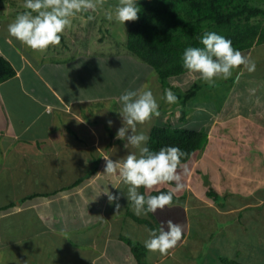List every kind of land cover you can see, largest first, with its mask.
I'll return each instance as SVG.
<instances>
[{"label":"crops","instance_id":"1","mask_svg":"<svg viewBox=\"0 0 264 264\" xmlns=\"http://www.w3.org/2000/svg\"><path fill=\"white\" fill-rule=\"evenodd\" d=\"M11 39L5 36L4 42L12 46L19 61L13 62L14 57L0 46V55L15 71L0 83V264H196L198 255L187 256L180 250L187 244L185 234L167 254L150 252L144 241L152 229L127 215V205L126 210L125 206L117 210L115 204H110L107 190L120 197L127 192L118 176H103L102 157H122L113 154L119 148L114 115L120 117V110L109 111L101 105L87 107L90 99L77 96L75 82L71 81L86 78L82 63L89 60L90 54L76 42L65 51L70 55L42 57L48 65L45 68L23 52L22 43L16 46ZM241 52L248 55L250 50ZM67 66H71L70 71ZM26 69L29 72L25 73ZM47 80L54 81L55 86ZM222 83L227 96L219 95L215 108L204 100L195 104L192 112L196 127L190 128L203 129L210 141L191 156L195 162L191 157L185 162L191 166L183 179L185 189L174 198L172 206L162 210L178 209L183 214L177 219L187 223L191 211H207V218L214 213L222 215L219 221L223 224L215 238L207 235L208 228L198 219L200 216L194 222H202L203 229L194 232L195 238L192 236L188 246L201 248L202 252L205 248L212 250L201 264L215 261V253L220 251L241 262L243 259L238 257L244 248L246 254L254 243L264 245V195H246L258 188L254 185L246 191L258 176V169L251 164L261 163L253 140L264 134V74L237 68ZM175 84L184 87L180 80ZM253 89L255 94L250 95ZM209 115L214 119L207 125ZM108 120L113 121L111 127ZM30 148L35 154L28 157ZM251 149L256 154L252 155L255 152ZM203 177L208 181L205 186L201 184ZM209 188L217 193L214 198L207 195ZM145 191L140 189L141 194ZM97 197L101 209L92 213L86 209L85 199ZM137 217L156 225L153 213ZM6 218L9 222H3ZM2 224H7L6 229ZM219 232L227 234L223 248L217 238ZM122 235H129L144 247L141 257L133 255ZM120 243L127 247L121 257ZM256 255L263 264L264 253Z\"/></svg>","mask_w":264,"mask_h":264},{"label":"clouds","instance_id":"2","mask_svg":"<svg viewBox=\"0 0 264 264\" xmlns=\"http://www.w3.org/2000/svg\"><path fill=\"white\" fill-rule=\"evenodd\" d=\"M106 0H24V11L8 24L9 36L36 51H46L49 46H58L62 34L73 25L74 19L85 14L88 21L95 19L98 10L105 9ZM140 7L136 0H118L115 6L105 10L108 21L120 24L134 22L139 19ZM203 47L189 46L182 54V66L189 73L209 86H215L216 80H227L233 70L244 66L248 72H254L255 61L232 45L230 39L215 31H206L200 38ZM255 90H250L254 95ZM168 104L178 102V97L171 89H165L160 97ZM121 104L118 112L122 126L115 134V139L126 141L124 147L136 149L120 159L113 160L107 154L103 174L118 176L121 183L127 186L126 198L137 216L156 213L173 205L175 197L185 189L184 176L188 173L186 157L177 146H164L159 150H151L147 144L149 136L138 131V126L150 125L161 112L157 97L147 86L135 90H125L119 96ZM109 127L113 121L108 120ZM86 162V161H85ZM87 163V162H86ZM100 174V173H98ZM118 188L117 186H113ZM146 189L141 194L140 189ZM166 188V191L161 189ZM156 190L157 195L151 192ZM110 203L115 202L117 210L120 196L108 190L105 192ZM184 227L181 223L169 219L161 222L156 230H149L145 248L150 252L168 253L181 241Z\"/></svg>","mask_w":264,"mask_h":264},{"label":"rangeland","instance_id":"3","mask_svg":"<svg viewBox=\"0 0 264 264\" xmlns=\"http://www.w3.org/2000/svg\"><path fill=\"white\" fill-rule=\"evenodd\" d=\"M118 0H106L105 9L98 10L93 15L95 16V19L88 21L85 14L82 17H77L73 21V25L71 28L66 29V31L62 34L63 39L61 40L60 45L58 46H49V48L46 51H36L33 50L26 45L23 44L24 50L23 52H27L29 56H31V59L34 60L35 64L37 63L39 65H44L45 68L48 67L44 63V60H42V57H50L53 55L59 54H65L70 55L68 53H65L66 49H70L71 46L76 44V42L80 43L88 53L90 54L89 60L86 59L85 62L82 63L85 71L86 78L85 79H71L72 82H75V90L77 96H86V99H90V102L87 103V107H95V105H101L104 109H108L109 111H114L115 109L120 110L121 104L119 102V96L125 91V90H135L137 88L147 86L150 88L154 95L157 97V100L160 105V112L161 116L159 118H154L150 125H143L138 126V131H144L148 135L149 129L153 125H163V124H170L172 126H185L190 128H195L196 125L193 120L194 113L192 112L194 109H196L195 104H202L200 100H204L205 103L212 104L213 108L214 104H218V101L216 100L219 95H224V98L227 96L226 89L224 90L223 87H226V85H223V79L216 80L215 86H209L207 83L202 85V80L198 78V75L189 74L186 72L184 75H175L170 76V83L167 87L161 86V81L159 80L157 73L155 72L154 68L147 63L143 62L142 60L138 59L135 55L131 54L124 46L120 44V42H124V36H126L127 33V22L125 24H120L115 21H108L105 18L104 12L109 7L115 6ZM112 3H115L114 5ZM24 0H0V24H2V27L0 28V46L1 48H4L5 52L8 55H12L14 57V61L11 58L13 62L19 61L17 56L15 55L12 46L7 45L4 42L5 36H8L12 38V43L18 46L21 42L16 40L15 38L9 36L8 34V24L13 22L15 17L24 11L23 8ZM262 25H264V18H262ZM81 46V47H82ZM82 47V48H83ZM255 47V48H254ZM57 48V49H55ZM252 48V50H251ZM249 48L250 53L248 55L252 60L255 61L256 68L255 71L252 72L253 74H264V44L255 45ZM64 52V53H62ZM4 53V55H7ZM37 56V57H36ZM68 71H70L71 66H67ZM240 70L247 71V69L244 66L239 67ZM29 72V69L25 70V73ZM23 76H26L24 73H22ZM182 76L179 79H176V77ZM169 79V78H168ZM180 80L182 84L184 83V87H181V85H176L175 83ZM50 84L54 81L47 80ZM225 81V80H224ZM189 82V83H188ZM194 82L198 83L201 87L197 91V95L193 97L192 99L188 100L185 104V108L187 111L192 112L190 114H186L185 119L181 120L179 118V110L181 108V104L178 100L177 103L174 104H168L163 99H160V97L163 95L165 89H171L173 93L176 92H183L187 88H189ZM29 86V84L27 85ZM228 86V85H227ZM214 87V89H213ZM226 102V101H222ZM206 112H210V114L213 115L211 109H207ZM116 122H114V129L117 127L116 130L119 129V127L122 126L121 118L114 115ZM210 116V115H209ZM213 117L210 116V119L206 122L207 125H210L213 121ZM186 120V121H185ZM186 122V123H185ZM76 127H79L81 125L75 124ZM191 128V129H192ZM73 130V129H72ZM116 130L113 131L115 134ZM210 130V128H209ZM70 131V130H69ZM111 132V131H110ZM207 139L206 142L209 143L210 141V135L209 133H206ZM229 141L231 138L227 137ZM126 141L118 140L119 148L117 147L114 150L115 156H125L128 154L129 151H136V149H133L129 147L126 149L124 147V144ZM254 145L259 150L258 156L260 159V164H251L252 166L256 167L258 176L253 179L252 184H249V186L246 188V191L252 190L254 185H258V188H255L251 194H246L248 197H258L259 195H264V134L258 135L256 141L254 142ZM244 152V149H242ZM252 152H255V149H251ZM35 154V149L30 148V152L28 153V157ZM256 154L253 153L252 155ZM192 161L195 162L194 157H191ZM191 162V161H190ZM20 163L19 165H21ZM191 166H188V170H190ZM105 176V174H103ZM102 176V177H103ZM82 181V180H81ZM207 178L203 177V183L201 184L203 186L207 183ZM257 182V183H255ZM260 182H263V185L260 184ZM202 186V188H203ZM77 189V188H76ZM204 189V188H203ZM7 190V189H6ZM193 198V195L191 196ZM55 200V198H53ZM51 200V199H50ZM199 203H202L200 200ZM115 204V202H112ZM110 203V204H112ZM118 203L121 206L127 205L128 210H126V206L124 210H126V214L128 213L134 214L132 210V206L130 203H128V200L126 198V194L124 197H120ZM85 205L87 210H91L90 212L95 213L98 212L101 209V201L100 197L97 198H86L85 199ZM82 207V206H81ZM178 209L170 210L169 212H162L159 209L156 213L153 214L154 216V222L156 223L155 228H159L161 225V222H166L167 220L171 219L173 222L181 223L184 227L183 234L187 237V244L185 246H182L180 250H182L187 256H196L198 255V258L196 260V264H201V260H207L206 254L208 252L212 251L207 248L204 249V251H201V248L197 249L196 247H190L188 246V241L192 239V236L195 238L194 232L202 231V227L200 224L203 222L206 227L208 228V236H214L218 233V229H220V225L223 223L220 222V215L219 213H214V215L211 218H207V214L209 215V212L203 211V213L198 210L199 213H196L195 211H191L189 213V222H184L182 219H177L178 216L182 215L183 213L177 212ZM86 214V213H85ZM83 215V217L85 216ZM135 215V214H134ZM137 216V215H136ZM200 216V218H198ZM201 220L202 222L197 223L196 225L194 222L197 220ZM264 220V219H263ZM229 221V217H228ZM3 222H9V219H4ZM159 222V223H158ZM222 223V224H221ZM4 229H6L7 224H2ZM217 230V232H216ZM121 234H124V229H122ZM5 234V232H4ZM227 234L224 232H219V236H217L218 239L221 240L223 243L220 248L224 247L225 240H227ZM122 240L128 241L130 239L129 235H122ZM133 239V238H131ZM130 241L133 244H136L134 242V239ZM212 241V240H210ZM139 244V243H138ZM141 245V244H140ZM179 245V242L178 244ZM121 253L118 254L119 257H121V254L124 251H127V247L123 244H119ZM264 249V245L261 246V244L254 243V245L251 247L248 253L245 254V248L241 252V256L238 258H242L241 262L249 263V264H260V258L256 254H263L264 252H261ZM141 250H145L144 248ZM177 253V252H176ZM219 254V256H218ZM215 255L217 256L215 261H211L210 264H222L220 257H225L223 255H226L223 252H216ZM117 257V256H116ZM203 258V259H202ZM115 264V263H113Z\"/></svg>","mask_w":264,"mask_h":264},{"label":"trees","instance_id":"4","mask_svg":"<svg viewBox=\"0 0 264 264\" xmlns=\"http://www.w3.org/2000/svg\"><path fill=\"white\" fill-rule=\"evenodd\" d=\"M140 7L139 19L127 22L124 42H120L131 54L152 66L161 86H168L170 76L187 71L182 66V54L189 46L203 47L200 38L206 31H215L232 41L234 48L242 51L264 44V0H136ZM113 5L115 3H112ZM15 74L14 68L0 55V83ZM204 86V84H202ZM200 85L194 82L183 92L175 95L181 104L179 118L185 119V104L197 95ZM108 135L111 132L108 128ZM147 146L159 150L164 146H177L187 153L183 163L206 145L207 135L203 129L194 130L170 124L153 125L148 132ZM166 191V188L161 189ZM152 195L158 192L153 190ZM207 195L217 193L209 188ZM11 206V205H10ZM9 206V207H10ZM7 208V207H6ZM128 215L135 221L144 223L152 230L155 224L134 214ZM122 239V236H121ZM136 258L144 247L126 241ZM222 264H247L238 260L220 257ZM264 264V259L262 262ZM249 264V263H248Z\"/></svg>","mask_w":264,"mask_h":264}]
</instances>
